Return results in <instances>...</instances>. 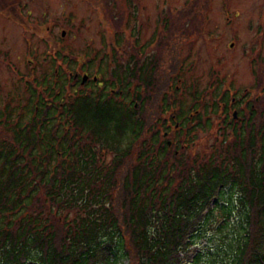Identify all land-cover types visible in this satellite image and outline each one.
I'll use <instances>...</instances> for the list:
<instances>
[{"label": "trees", "instance_id": "1", "mask_svg": "<svg viewBox=\"0 0 264 264\" xmlns=\"http://www.w3.org/2000/svg\"><path fill=\"white\" fill-rule=\"evenodd\" d=\"M120 6L117 29L135 18ZM160 20L153 42L171 50L144 55L135 30L133 49L113 54L125 37L114 29L112 53L87 62L94 78L80 84L85 66L71 57L51 66L52 82L42 73L43 88L30 81L0 102V264H264V109L249 103L235 119L226 93L221 109L184 106L190 86L173 49L184 27ZM189 110L192 130L223 112L213 144H181Z\"/></svg>", "mask_w": 264, "mask_h": 264}, {"label": "rangeland", "instance_id": "2", "mask_svg": "<svg viewBox=\"0 0 264 264\" xmlns=\"http://www.w3.org/2000/svg\"><path fill=\"white\" fill-rule=\"evenodd\" d=\"M202 3L201 0L198 3L197 0H105L103 7L101 0H0V102L6 94L15 100L21 98L25 95L24 84L37 80L41 85L42 73H47L46 79L52 82L55 76L49 75L51 66L63 68L71 57L77 66H85L84 74L93 75L89 71L92 67L87 69V59L97 62L101 55L112 53L110 37L117 27L113 28L111 21H119L116 15L119 16L121 5L124 14L136 7L135 18L130 17L124 26L119 23L117 31L121 29L120 34L125 37L121 47L113 46V54H119L123 45L125 52L132 50V40L128 41V37L132 39L136 32L135 46L137 44L144 55L150 54L153 47L158 49L161 43L164 44L159 50H171L164 38L158 45L153 42L158 31L164 29L161 28L163 21H158L160 16H167V23L173 28L182 26L188 33L177 36L181 39L177 43L176 38L173 47L184 58L178 59L177 68L184 85L190 86L188 94L181 98L184 106L195 99L196 103L216 99L221 109L222 96L217 97V93H226L231 105L239 101L236 107L242 113L248 103L257 102L264 109V0H206ZM204 6V20L199 28L200 17L196 14ZM131 32L132 37L128 36ZM94 50H98V55L93 56ZM170 58L167 54L158 61L156 71L161 76ZM231 110H228L229 115ZM189 111L190 120L181 127L182 131L177 127L181 144L188 142L196 149L213 144L214 132H220L216 129L223 112L219 110L210 116L215 125L211 130L198 127L192 130L193 110ZM166 114V122H172L169 111ZM185 129L190 130L189 135Z\"/></svg>", "mask_w": 264, "mask_h": 264}, {"label": "bare ground", "instance_id": "3", "mask_svg": "<svg viewBox=\"0 0 264 264\" xmlns=\"http://www.w3.org/2000/svg\"><path fill=\"white\" fill-rule=\"evenodd\" d=\"M68 60L69 59H67V62H68ZM66 61V60H65ZM67 62H65V63H67ZM74 65V64H73ZM66 66H68V65H66ZM77 66V64L74 66V67H76ZM78 67V66H77ZM66 68V67H65ZM79 68V67H78ZM77 69V68H76ZM66 70V69H65ZM68 71H69V69H68ZM78 71V70H77ZM61 72H62V70H61ZM65 73V72H64ZM68 73V72H67ZM56 74V73H55ZM58 74H60V72L58 73ZM69 74V73H68ZM70 75H73V74H70ZM57 76V75H56ZM73 77V76H72ZM71 80V79H70ZM68 82H69V78H68V80H67ZM71 83V82H70Z\"/></svg>", "mask_w": 264, "mask_h": 264}, {"label": "flooded vegetation", "instance_id": "4", "mask_svg": "<svg viewBox=\"0 0 264 264\" xmlns=\"http://www.w3.org/2000/svg\"><path fill=\"white\" fill-rule=\"evenodd\" d=\"M75 73H77V71H74V72H72V73H69V74H75ZM73 77L75 78V77H77V76H76V75H74ZM175 126H176V125H175Z\"/></svg>", "mask_w": 264, "mask_h": 264}, {"label": "water", "instance_id": "5", "mask_svg": "<svg viewBox=\"0 0 264 264\" xmlns=\"http://www.w3.org/2000/svg\"><path fill=\"white\" fill-rule=\"evenodd\" d=\"M84 78H85V77H84V75H83L82 78H81V82L84 80ZM233 114H234V113H233Z\"/></svg>", "mask_w": 264, "mask_h": 264}]
</instances>
